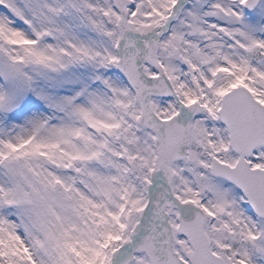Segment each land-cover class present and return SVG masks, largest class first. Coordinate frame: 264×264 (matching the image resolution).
<instances>
[{
  "label": "snow or ice",
  "instance_id": "snow-or-ice-1",
  "mask_svg": "<svg viewBox=\"0 0 264 264\" xmlns=\"http://www.w3.org/2000/svg\"><path fill=\"white\" fill-rule=\"evenodd\" d=\"M0 264H264V0H0Z\"/></svg>",
  "mask_w": 264,
  "mask_h": 264
}]
</instances>
